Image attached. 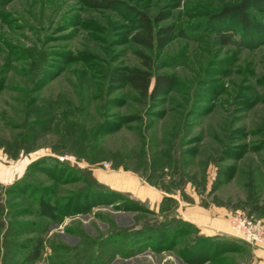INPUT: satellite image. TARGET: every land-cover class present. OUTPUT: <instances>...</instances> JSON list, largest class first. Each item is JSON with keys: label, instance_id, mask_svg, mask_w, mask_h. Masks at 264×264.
<instances>
[{"label": "rangeland", "instance_id": "obj_1", "mask_svg": "<svg viewBox=\"0 0 264 264\" xmlns=\"http://www.w3.org/2000/svg\"><path fill=\"white\" fill-rule=\"evenodd\" d=\"M134 67L169 80L160 95L110 79ZM116 172L165 209L113 191ZM20 182L28 194L9 191ZM97 191L146 210L60 211ZM236 211L264 222V0H0V264H17L9 251L28 237L42 240L33 264H60L86 236L122 228L149 243L109 264H192L184 249L200 228L180 212L221 229L216 256L197 264H251L264 248L235 236Z\"/></svg>", "mask_w": 264, "mask_h": 264}, {"label": "trees", "instance_id": "obj_2", "mask_svg": "<svg viewBox=\"0 0 264 264\" xmlns=\"http://www.w3.org/2000/svg\"><path fill=\"white\" fill-rule=\"evenodd\" d=\"M83 1L94 7L110 5L113 2V0ZM145 26L149 27L148 23H145ZM232 37V33L228 36L224 35L222 36V40L229 41ZM146 40L148 39L146 38ZM110 79L112 81L128 84L143 96L148 92V90H150V95L152 98L160 95L164 86L167 84V82H169V80L165 79L164 77H156L154 82H152L151 75L148 71L136 67L127 69L126 72H119L117 69H112L110 70ZM24 186L25 183L20 182L19 184L14 186V189L9 191L14 192L20 190L28 194L26 188L29 186V184L26 185V188H24ZM82 195L88 197L89 200L92 197L94 198L91 201L85 199L82 202H80V199L77 200L73 198L68 202L69 204H66V206L61 208L60 211L63 214H67L72 211L75 214L87 213L88 210L92 209L94 206L108 203L113 204L115 206V209L126 212L133 211L138 213L146 210V208L143 207L140 203L132 201L128 198L118 197L117 195L113 194V192L109 193V191H103L101 193H99L98 191L95 193L88 192L87 195L86 193L79 194V196ZM114 195L116 197H114ZM37 204H39L38 210L40 211V214L43 213L42 215L48 216L46 217L47 219L45 218L47 224L59 222L61 220V218L59 221L55 219L58 218V216H61V213L56 211L55 207L51 203H49L48 200L40 197ZM134 231L136 230L132 228H122L115 233H104L97 239L86 236L84 238L85 242H83L81 245L79 244L78 246L74 245L72 247H69V250L71 251L70 254L63 257L60 261V264H81L85 260V258L87 259L88 257H92V259L90 260V264H109L111 261H113V259L117 257H129L131 255H135L141 251L143 245H146V243L149 242L148 240H146L147 238L144 239L146 233H140L139 230L138 238H135V236L133 235ZM169 234L170 232L166 233L165 231H157V233H155V237L163 236L166 239ZM173 236H177V234L174 233ZM220 242L221 241H219V238L217 237L215 239H212L209 236H204L198 233L194 238H192L189 245H187V248L184 249V260H189L192 264L208 261L216 256L217 251H219V247H217L218 249H216V246H219ZM167 244L170 245L171 243H152V249L160 250L162 248H165L164 246H166ZM229 249L235 250L236 248L231 247ZM41 251L42 240L28 237L23 241L15 242L14 247L10 249L9 254L10 258L18 262L17 264H33L40 257Z\"/></svg>", "mask_w": 264, "mask_h": 264}, {"label": "crops", "instance_id": "obj_3", "mask_svg": "<svg viewBox=\"0 0 264 264\" xmlns=\"http://www.w3.org/2000/svg\"><path fill=\"white\" fill-rule=\"evenodd\" d=\"M106 178L110 180V182L107 181L106 184H108L111 189L115 192L120 193H127L129 196H133L137 200H148L151 202H154L155 205L160 206V208L165 209V203L161 200L160 195H158V192L155 188L149 186V185H143L139 178L128 174V173H111L106 176ZM131 194V195H130ZM135 199V201H136ZM180 218L185 222L192 223L196 225L199 230V234H202L204 236L211 237L212 235H216V233L221 230L219 227L216 226V222L213 221L212 224H208V220H205L201 217H193L191 214L184 215L182 212H180ZM200 225V226H199ZM217 231V232H216ZM221 238V236H218ZM232 250V249H230ZM252 253L254 254V258L251 261V264H264V250L262 249H252Z\"/></svg>", "mask_w": 264, "mask_h": 264}, {"label": "built area", "instance_id": "obj_4", "mask_svg": "<svg viewBox=\"0 0 264 264\" xmlns=\"http://www.w3.org/2000/svg\"><path fill=\"white\" fill-rule=\"evenodd\" d=\"M231 227L242 240L249 244L264 248V222L260 220H251L244 213L236 211L231 219Z\"/></svg>", "mask_w": 264, "mask_h": 264}]
</instances>
